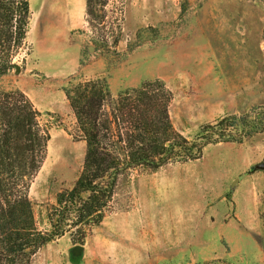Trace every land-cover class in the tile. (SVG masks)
Segmentation results:
<instances>
[{
  "label": "rangeland",
  "instance_id": "obj_1",
  "mask_svg": "<svg viewBox=\"0 0 264 264\" xmlns=\"http://www.w3.org/2000/svg\"><path fill=\"white\" fill-rule=\"evenodd\" d=\"M137 1L92 3L86 73L105 78L115 98L162 81L173 93L170 115L182 135L193 139L201 127L237 116L246 122L244 141L211 144L198 160L122 177L100 226L83 242L69 233L54 240L33 264H264V0H147L145 15ZM51 6L64 15L74 10L67 2L30 0L27 43L14 61L21 70L0 80L2 90H20L27 66L32 82L49 92L40 105L65 113H40L51 139L29 197L42 229L57 195L75 185L86 153L58 88L74 52L51 61L40 39ZM78 245L84 251L75 257Z\"/></svg>",
  "mask_w": 264,
  "mask_h": 264
},
{
  "label": "trees",
  "instance_id": "obj_2",
  "mask_svg": "<svg viewBox=\"0 0 264 264\" xmlns=\"http://www.w3.org/2000/svg\"><path fill=\"white\" fill-rule=\"evenodd\" d=\"M95 1L100 0L86 2L88 16L95 14ZM30 14V0H0V80L16 68ZM64 92L86 153L75 185L57 195L48 228L42 229L29 190L51 136L24 92L0 88V264H33L44 246L67 233L76 243L83 242L87 230L103 222L122 177L198 160L211 144L244 141L239 131L246 122L237 116L201 127L193 139L182 135L170 115L173 93L159 80L115 98L105 78L76 75Z\"/></svg>",
  "mask_w": 264,
  "mask_h": 264
},
{
  "label": "crops",
  "instance_id": "obj_3",
  "mask_svg": "<svg viewBox=\"0 0 264 264\" xmlns=\"http://www.w3.org/2000/svg\"><path fill=\"white\" fill-rule=\"evenodd\" d=\"M54 1V3L67 2L74 10L70 15H64L60 9L50 8L47 15L44 17L45 26L40 34L41 42L45 48V51L49 56L51 61H56L55 54H61L63 51H73L74 55L67 62L70 64V72H67L65 76L61 79L58 86L59 89H64L71 77L79 75L84 79L96 78L97 73L91 74L86 73L85 68L91 63H87L82 66L83 52L87 45L88 31H87V13H86V2L87 0H49V3ZM139 0L134 2L133 5L139 7L140 14H147L151 12V6L147 3V0ZM27 40V39H26ZM52 41H54V47L51 46ZM27 43V42H26ZM48 49V51H47ZM46 55V53H45ZM53 55V56H51ZM30 55H28L29 57ZM23 78L20 81L18 87L24 92L29 99L35 105V108L41 113V109L46 112H53L58 114H65L59 111L56 106L51 105H40V97L47 96L48 91H45L42 87H39L37 83L32 82L31 77L34 75L32 71L27 66L23 68ZM44 75V72H39ZM56 73V72H53ZM67 82V83H66ZM65 100L70 106L68 100ZM40 106V108H39Z\"/></svg>",
  "mask_w": 264,
  "mask_h": 264
},
{
  "label": "water",
  "instance_id": "obj_4",
  "mask_svg": "<svg viewBox=\"0 0 264 264\" xmlns=\"http://www.w3.org/2000/svg\"><path fill=\"white\" fill-rule=\"evenodd\" d=\"M91 49V48H90ZM21 70V67L16 65V74H18ZM261 168L264 169V163L261 165ZM84 251V247L81 245L75 246L72 250V255L75 257H78L82 254V252Z\"/></svg>",
  "mask_w": 264,
  "mask_h": 264
}]
</instances>
